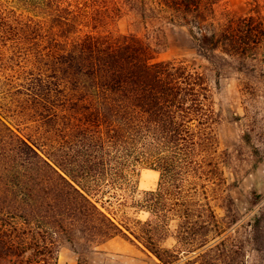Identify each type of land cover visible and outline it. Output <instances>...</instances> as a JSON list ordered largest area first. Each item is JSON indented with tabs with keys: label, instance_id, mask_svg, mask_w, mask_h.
<instances>
[{
	"label": "trees",
	"instance_id": "16d2710c",
	"mask_svg": "<svg viewBox=\"0 0 264 264\" xmlns=\"http://www.w3.org/2000/svg\"><path fill=\"white\" fill-rule=\"evenodd\" d=\"M223 1L0 0V64L19 63L38 128L63 117L62 163L39 142L46 131L27 133L21 126L30 130L32 121L10 122L0 111V261L32 264L25 259L29 239L17 235L14 221L21 219L44 229L53 245L62 233L88 246L122 236L159 264H176L182 254L201 264L238 255V264H247L245 243H228L211 205L227 181L206 76L184 64L153 62L157 51L144 37L108 27L129 8L187 32L201 52L255 53L264 43L262 3L254 0L247 15L221 18ZM5 70L1 84L9 79ZM57 100L63 115L54 109ZM134 161L151 163L160 182L143 202L134 201L152 219L132 226L114 205L129 204L123 171ZM262 202L255 195L253 205ZM231 217L230 228L240 223ZM171 221L178 222L175 249L161 244ZM248 225L254 264H264V208Z\"/></svg>",
	"mask_w": 264,
	"mask_h": 264
},
{
	"label": "rangeland",
	"instance_id": "374dc122",
	"mask_svg": "<svg viewBox=\"0 0 264 264\" xmlns=\"http://www.w3.org/2000/svg\"><path fill=\"white\" fill-rule=\"evenodd\" d=\"M253 1L224 0L218 8L219 17L247 15L252 11ZM259 1L264 16V0ZM108 27L115 33L144 37L157 51L153 62L184 64L190 71L206 76L210 89L209 104L214 107L220 120L215 130L221 156L225 161L222 169L227 181L223 191L217 196L213 195L216 198H212L211 205L225 226L223 237L228 243H245V263L254 264L257 253L254 251L248 223L255 213L264 208V43L255 53L246 56L232 55L221 50L201 52L193 46L187 32H181L180 28L155 18L151 13L144 14L129 8H125ZM8 65H4L3 69L0 64V72L7 68L5 71L9 74L8 81L2 78L0 83L1 113L10 122L15 120L22 123L26 119L32 121L29 124L32 127L30 130L21 126L27 133L35 135L46 131L44 142H39L46 144V151L53 152L63 163V117H53L43 129L38 128L34 121L36 119L29 116L32 110L25 98V92L28 91L19 80L22 76H19V63L9 62ZM25 65H30L29 61ZM59 77H63V72L59 73ZM60 81L63 83V80ZM53 105L63 115V102L57 100ZM14 112L20 114V118ZM123 172L130 182L125 186L126 191L121 193L126 195L129 204L115 203L118 218L132 226L136 224L135 221L151 220V213L137 208L134 201L143 202L147 192L158 189L160 172L146 161H134ZM228 195L232 196L233 203ZM255 195L259 201L263 199L257 206L253 205ZM231 216H237L240 223L230 228ZM14 222L20 229L17 234L20 239H29V251L25 259H29L32 264H159L150 252L122 236L88 246L72 243L62 233L61 236H55L58 243L53 245L50 242L51 235L39 229V225H26L21 219ZM166 231V238L161 244L165 248L175 249L178 246V222L171 221ZM182 256L186 258L176 264H201L193 255ZM234 257L235 261L230 262L227 258L221 264H238V255ZM0 264L19 263L3 260Z\"/></svg>",
	"mask_w": 264,
	"mask_h": 264
}]
</instances>
